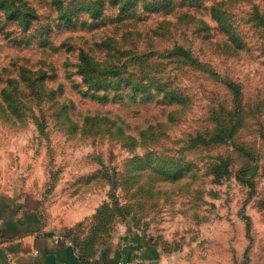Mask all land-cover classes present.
Masks as SVG:
<instances>
[{"label":"rangeland","instance_id":"obj_1","mask_svg":"<svg viewBox=\"0 0 264 264\" xmlns=\"http://www.w3.org/2000/svg\"><path fill=\"white\" fill-rule=\"evenodd\" d=\"M7 1L0 185L39 193L86 248L123 230L164 264H264V0H104L99 17L100 0H63L71 22L53 0ZM11 9L31 15L28 29ZM175 45L200 64L167 57ZM81 50L179 98L96 99Z\"/></svg>","mask_w":264,"mask_h":264},{"label":"crops","instance_id":"obj_2","mask_svg":"<svg viewBox=\"0 0 264 264\" xmlns=\"http://www.w3.org/2000/svg\"><path fill=\"white\" fill-rule=\"evenodd\" d=\"M69 238L50 220L39 193L0 185V264H164L135 232L118 230L110 242L90 250Z\"/></svg>","mask_w":264,"mask_h":264},{"label":"trees","instance_id":"obj_3","mask_svg":"<svg viewBox=\"0 0 264 264\" xmlns=\"http://www.w3.org/2000/svg\"><path fill=\"white\" fill-rule=\"evenodd\" d=\"M103 1L104 0H100L97 3L90 4L92 5V9L95 12L93 14L95 17H99L101 15ZM112 1L115 3L118 2V0ZM6 2L8 5H11L7 0ZM127 2L129 3L130 0H127ZM186 2H188V0H183V3ZM53 4L58 9L61 19L71 22L76 16V8L74 10V8L69 7L71 4L64 7L63 0H53ZM132 5H135V2H133ZM27 10H32V16H35L34 8L30 7L27 8ZM11 13L12 14H10V16H14L19 20L22 19L26 23L25 28L28 29V26L30 24L29 17L31 16L30 14H28V12L11 9ZM213 17L216 18V20L219 22L220 27L229 30L226 22L223 20V16H221V13L214 11ZM260 20L262 22V25H264V17H261ZM167 55V57L179 58L183 61H186L192 66H197V64H200L199 60L193 55V53L189 49L181 45H175L171 50L168 51ZM122 68L124 67H118V65L115 64L110 65V67L103 65L102 63L100 64L95 59H93V57L90 56V54H88L85 50H81L79 53L77 74L81 78V84L85 87L86 93L96 99L107 100L112 98L113 100L117 101L141 100L143 102H148V98H155V94H153L152 92L153 90H157V92H164V97L170 100H176L179 98L177 92L167 88L168 85H166L163 80H155L152 78L154 76L149 75H144L141 78H138V76L133 78L131 75H129L128 77H123L125 71L122 72ZM225 84L228 88L237 87L234 82H226ZM73 242L76 246H80L81 248H85L87 250L93 248V246H89L90 248H86L85 244H81L80 241L76 239Z\"/></svg>","mask_w":264,"mask_h":264},{"label":"built area","instance_id":"obj_4","mask_svg":"<svg viewBox=\"0 0 264 264\" xmlns=\"http://www.w3.org/2000/svg\"><path fill=\"white\" fill-rule=\"evenodd\" d=\"M57 239H64V237H63L62 235H59V236L57 237ZM68 242H69L70 244L73 243L71 240H68ZM119 264H123V263L120 262Z\"/></svg>","mask_w":264,"mask_h":264}]
</instances>
